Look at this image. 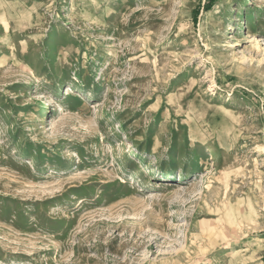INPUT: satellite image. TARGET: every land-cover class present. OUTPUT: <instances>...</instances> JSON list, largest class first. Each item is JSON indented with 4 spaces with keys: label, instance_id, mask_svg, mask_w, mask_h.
Returning <instances> with one entry per match:
<instances>
[{
    "label": "rangeland",
    "instance_id": "374dc122",
    "mask_svg": "<svg viewBox=\"0 0 264 264\" xmlns=\"http://www.w3.org/2000/svg\"><path fill=\"white\" fill-rule=\"evenodd\" d=\"M0 0V264H264V0Z\"/></svg>",
    "mask_w": 264,
    "mask_h": 264
},
{
    "label": "trees",
    "instance_id": "16d2710c",
    "mask_svg": "<svg viewBox=\"0 0 264 264\" xmlns=\"http://www.w3.org/2000/svg\"><path fill=\"white\" fill-rule=\"evenodd\" d=\"M216 0H205L204 9L209 10L213 7Z\"/></svg>",
    "mask_w": 264,
    "mask_h": 264
}]
</instances>
